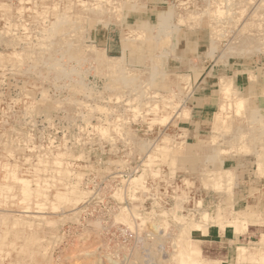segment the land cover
<instances>
[{"label":"rangeland","instance_id":"1","mask_svg":"<svg viewBox=\"0 0 264 264\" xmlns=\"http://www.w3.org/2000/svg\"><path fill=\"white\" fill-rule=\"evenodd\" d=\"M206 79L220 105L192 137ZM263 160L264 0H0V186L22 180L0 216L24 224L0 264H180L184 235L210 264L205 230L232 224ZM259 215L233 264H264Z\"/></svg>","mask_w":264,"mask_h":264},{"label":"crops","instance_id":"2","mask_svg":"<svg viewBox=\"0 0 264 264\" xmlns=\"http://www.w3.org/2000/svg\"><path fill=\"white\" fill-rule=\"evenodd\" d=\"M233 78L236 80L237 86L242 87L243 94L246 95L250 92V90L248 91L250 80L245 75L238 74ZM219 102L220 100H217L216 95L213 93L211 81L206 79L201 82L190 105L192 117L187 125L189 135L196 137L202 133L203 128L208 126L209 121L214 118L216 108L220 105ZM261 171H263V174L254 175L253 181L245 183V186L250 187L251 191L253 190L254 195L252 196L250 191V195H247L246 198L244 196L239 198L240 202H246L241 211H247L245 213L247 216L239 217L235 213L229 217L232 224L225 226L211 224L205 230L206 232L203 235L207 236L205 245L210 251H207V260L210 264H233L230 257L234 254V249H239L244 244L243 242L251 240L258 233V227L262 226V224H259L261 219L259 214L264 210V160ZM200 247L203 248L202 245Z\"/></svg>","mask_w":264,"mask_h":264},{"label":"bare ground","instance_id":"3","mask_svg":"<svg viewBox=\"0 0 264 264\" xmlns=\"http://www.w3.org/2000/svg\"><path fill=\"white\" fill-rule=\"evenodd\" d=\"M69 1V0H68ZM206 1V0H205ZM228 1V0H227ZM238 1V0H237ZM240 1H242V0H240ZM214 2V1H213ZM64 3V2H63ZM88 3V2H87ZM230 3V2H229ZM242 4V3H241ZM69 5V4H68ZM87 5V4H86ZM199 5V4H198ZM217 5V4H216ZM221 5V4H220ZM219 5V6H220ZM224 5V4H223ZM222 5V6H223ZM225 6V5H224ZM24 7V6H23ZM65 7V6H64ZM67 7V6H66ZM69 7V6H68ZM85 7H87V6H85ZM28 8V7H27ZM221 8H223V7H221ZM226 8V7H225ZM218 9V8H217ZM21 10H22V8H21ZM24 10H25V8H24ZM86 10H88V9H86ZM214 10V9H213ZM64 11V10H63ZM82 11V10H81ZM80 11V12H81ZM218 11L219 12H222L221 10H219L218 9ZM230 11V10H229ZM57 12V11H56ZM69 12V11H68ZM89 12V11H88ZM223 12H224V10H223ZM71 13V12H70ZM64 14V13H63ZM67 14V13H66ZM86 14V13H85ZM91 14V13H90ZM94 14V13H93ZM223 13H221V15H222ZM61 15V14H60ZM70 15V14H69ZM79 15H81L80 13H79ZM92 15V14H91ZM87 16V15H86ZM220 16V15H219ZM76 17V16H75ZM80 17V16H79ZM82 17V16H81ZM8 18V17H7ZM78 18V17H77ZM90 18V17H89ZM11 19V18H10ZM54 19V18H53ZM81 19V18H80ZM90 20V19H89ZM9 21V20H8ZM79 21V20H78ZM57 22H58V20H57ZM68 22H69V20H68ZM71 22V21H70ZM69 22V23H70ZM47 23V22H46ZM43 24V23H42ZM44 24H45V22H44ZM61 24H62V22H61ZM71 24V23H70ZM16 25H18V24H16ZM55 25H57V24H55ZM79 25V24H78ZM81 25V24H80ZM74 26V25H73ZM82 26V25H81ZM53 27H55V26H53ZM52 27V29H54ZM69 28V27H68ZM79 28V27H78ZM72 29H73V27H72ZM71 29V30H72ZM75 29V28H74ZM53 31V33H54V30H52ZM67 32H65V34H66ZM79 33H80V31H79ZM37 34V33H36ZM72 34V33H71ZM67 35H68V33H67ZM74 35V34H73ZM76 35V34H75ZM173 35V34H172ZM50 36V35H49ZM55 36V35H54ZM64 36V35H63ZM51 37V36H50ZM53 38V37H52ZM59 38V37H58ZM68 38V37H67ZM48 39H50V38H48ZM54 39V38H53ZM47 40V39H46ZM63 40H64V37H63ZM67 40V39H66ZM43 41H44V39H43ZM50 42V41H49ZM249 42V41H248ZM55 43V42H54ZM49 44V43H48ZM52 44V43H51ZM245 44V43H244ZM67 45V44H66ZM65 46V45H64ZM43 48V47H42ZM61 48V47H60ZM44 49V48H43ZM62 49V48H61ZM60 49V50H61ZM87 50H88V48H86ZM93 49V48H92ZM95 49V48H94ZM97 49V48H96ZM49 50V49H48ZM33 51V50H32ZM45 51V50H44ZM78 51V50H77ZM42 52V51H41ZM46 52V51H45ZM59 52V51H58ZM79 52V51H78ZM97 52H98V50H97ZM48 53V52H47ZM47 53H46V55H47ZM45 55V54H44ZM43 55V56H44ZM41 56V55H40ZM62 56V55H61ZM76 56V55H75ZM42 57V56H41ZM54 58V57H53ZM77 58V57H76ZM105 58V57H104ZM17 59V58H16ZM47 59V58H46ZM48 59H51V58H48ZM56 59V58H55ZM54 59V60H55ZM106 59V58H105ZM104 59V60H105ZM57 60V59H56ZM108 60H109V58H108ZM26 61V60H25ZM41 61V60H40ZM47 62L49 61V60H46ZM59 61V60H58ZM50 62V61H49ZM60 62V61H59ZM115 62V61H114ZM40 63V62H39ZM46 63V62H45ZM44 63V64H45ZM54 63V62H53ZM57 63V62H56ZM55 64V63H54ZM60 64V63H59ZM59 64H58V66H59ZM117 64V63H116ZM115 64V65H116ZM119 64V63H118ZM22 65V64H21ZM113 66V65H112ZM37 67V66H36ZM44 67V66H43ZM48 67V66H47ZM56 67H57V65H56ZM61 67V66H60ZM107 67H109V65L107 66ZM42 68V67H41ZM52 69H53V67H51ZM62 69V68H61ZM63 70V69H62ZM39 71H40V69H39ZM113 82V81H112ZM99 127H101V126H99ZM107 130V129H106ZM108 132V131H107ZM84 154V153H83ZM82 156V155H81ZM82 158V157H81ZM12 162V161H11ZM14 163V162H13ZM9 172H10V170H8ZM9 172H8V175H4L3 177V179H1L2 180V182H3V186L1 187L0 186V202H2V200H3V202H4V200L6 199V201H7V198L6 197H3V193L4 194H6V195H8V196H10L9 194L10 193H5V192H7V191H9L10 190V186L9 185H7V184H10V185H12V184H16V182L15 181H22L21 179H19L18 177H17V175L15 174V173H13V177H10L9 176ZM1 175V174H0ZM131 175V174H130ZM12 178V179H11ZM37 180H35V182H36V185L37 186H39V183L41 182V180L40 179H38V178H36ZM136 181H138L139 179L137 178V179H135ZM2 185V184H1ZM53 186H56L55 184L53 185ZM59 186H62V185H59ZM59 186H56V188L57 187H59ZM27 188H29L28 187V185H26V188L24 189L25 190V192H28L29 191V189H27ZM30 190H33V189H31L30 188ZM36 191V189H34V192ZM54 193H56V192H54ZM27 195V197L26 198H23L22 199V201H26L28 204H29V206L32 204V205H36V204H39V203H41V202H43V203H46V202H48L49 201V199L50 198H45V200H43V201H38V200H35V198H37L38 196H29L28 194H26ZM168 195V194H167ZM59 196V197H58ZM23 197H25V196H23ZM56 198H59V199H63V197L59 194V193H57V195L55 196ZM81 197H82V195H81ZM53 199V198H52ZM79 199H81V198H79ZM46 200H48V201H46ZM54 200V199H53ZM77 200V199H76ZM75 200V201H76ZM65 201H66V203L68 202V200L65 198ZM164 201H165V199H164ZM168 201V200H167ZM196 201V200H195ZM2 202V204H4ZM50 205V204H49ZM68 205V204H67ZM11 207V206H10ZM12 208V207H11ZM68 208V207H67ZM204 208V207H203ZM209 208V207H208ZM55 212V211H54ZM207 212H208V210H207ZM56 213V212H55ZM245 212H243V211H241V212H238V214H236V216H240V215H245L244 214ZM1 214H4V213H1ZM56 215V214H55ZM4 221H7V217H5V216H0V249H2V251L4 250V249H7L8 247H12L13 246V243H14V240H9L10 238H16V236H18L17 234V232H15V226L14 225H18V224H20V227L21 226H23L24 224L22 223V222H14V223H12V225L10 226L9 225V227H7V226H5V224L3 223ZM25 227V226H24ZM152 228V227H151ZM158 232H157V230H154V231H152V233H151V236H153V237H155L156 239H158ZM148 235H150V234H148ZM23 238H25L24 236H23ZM27 239H29L31 242H32V240L33 241H36L37 242V239L36 238H33L32 236H27V238H26V240ZM36 239V240H35ZM7 241L9 242L10 241V243H7ZM157 241V240H156ZM181 242H178L179 244H178V246H179V250H180V252H181V255L179 256L180 258H179V260H180V264H201L198 260H192L193 259V257L198 253V248L197 249H195V248H193L192 247V244H191V242L189 241V238L188 237H186V235H184V236H182V238H181V240H180ZM151 242V241H150ZM160 243V242H159ZM164 243V242H163ZM162 242H161V244H163ZM31 244V243H30ZM30 244H28L27 246H29ZM36 244V247H38V244L37 243H35ZM159 246V245H158ZM20 250L21 252L23 251V250H25L26 248H16V250ZM177 249V250H178ZM32 250V249H31ZM243 250V249H242ZM147 251V250H146ZM174 252V251H173ZM250 252H247V251H241V253H240V258H239V260H240V262L238 263V264H244L243 262H245V260H248V258H249V256H250ZM162 255V254H161ZM151 256V255H150ZM152 257V256H151ZM154 257V256H153ZM161 258V257H160ZM159 259V258H158ZM161 259H163V258H161ZM263 260H264V257H263ZM246 264V263H245Z\"/></svg>","mask_w":264,"mask_h":264}]
</instances>
